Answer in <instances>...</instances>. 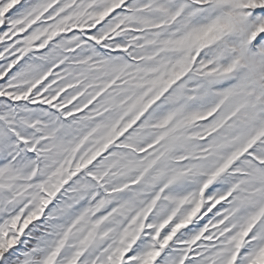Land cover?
<instances>
[{"label": "snow or ice", "instance_id": "snow-or-ice-1", "mask_svg": "<svg viewBox=\"0 0 264 264\" xmlns=\"http://www.w3.org/2000/svg\"><path fill=\"white\" fill-rule=\"evenodd\" d=\"M0 264H264V0H0Z\"/></svg>", "mask_w": 264, "mask_h": 264}]
</instances>
